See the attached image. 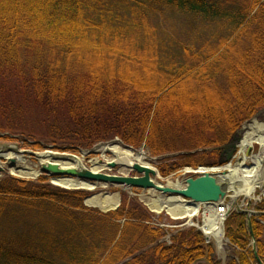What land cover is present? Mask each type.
I'll use <instances>...</instances> for the list:
<instances>
[{
	"label": "trees",
	"instance_id": "trees-1",
	"mask_svg": "<svg viewBox=\"0 0 264 264\" xmlns=\"http://www.w3.org/2000/svg\"><path fill=\"white\" fill-rule=\"evenodd\" d=\"M178 16L208 38L183 43L163 32L159 21ZM0 79L22 93L18 110H41L52 126L42 139L56 150L118 138L154 158L176 154L155 163L162 177L215 166L264 109V0H0ZM3 124L1 133L15 130ZM85 195L41 178L0 180V264H221L196 228L154 226L160 220L136 197L124 192L101 214L83 206ZM254 209L264 212V201ZM260 221L249 228L229 213L234 258L225 264L264 262Z\"/></svg>",
	"mask_w": 264,
	"mask_h": 264
},
{
	"label": "bare ground",
	"instance_id": "bare-ground-1",
	"mask_svg": "<svg viewBox=\"0 0 264 264\" xmlns=\"http://www.w3.org/2000/svg\"><path fill=\"white\" fill-rule=\"evenodd\" d=\"M242 135L243 137L241 136L240 144L242 153L244 152V149L246 147L252 146L253 143L259 144L261 152L260 156L250 158L253 161L252 168H245L244 166L236 167L234 169L230 168V173L224 177L227 183L226 186L232 191V198L234 200L240 194L244 195L245 197H252L257 187L264 188V124H258L256 121L251 122L250 124H247L246 127H243ZM51 151L52 153L36 154L35 158L39 162V168L37 166L28 167L25 164L24 159L20 158L18 161L21 162L20 164L22 165L13 169V171H11V174L17 177L33 179L39 176L41 167L48 164L55 165L61 170H72L77 173L86 171L92 173H103V171L105 170H113L107 168V164L111 162L117 164V167L119 168V171L121 173H127L131 171V167L134 163H139L140 165L149 167V164L146 163V161L149 159V156L143 150L133 152L130 149L124 148L118 143L109 146H99L96 149L99 157L91 160H87L86 155L81 153V151H87L83 149L78 150L77 153L66 151L67 154H65L64 156L54 154L57 153L54 149H52ZM10 155L12 156V154H0V158H6V156L7 158H11ZM54 158H60V160L56 161V159ZM100 160H102L103 162H101ZM217 171L218 170L215 169L212 171H205L200 173L206 175L208 173L216 174L218 173ZM214 177L216 178L219 176L217 175ZM52 184L61 188H65L67 190H93L92 185L79 182L76 179H53ZM166 185L167 187L174 189L181 188L183 184L178 181L172 182L168 180L166 182ZM152 191L156 192L155 190ZM162 196L163 197L158 196L155 199L147 198L144 202L152 212L156 214L165 212L175 220L187 219L190 221L198 214V212H200V210H202L205 216L203 229L206 233L207 238L214 242L219 253L223 251L221 215L215 214L205 205H193L187 203V201H184L181 198L169 197L164 195ZM138 201L142 202L139 199ZM85 203L92 208H96L100 211L105 212L117 207V205L119 204V196L118 194H110L108 192L99 195L95 194L88 197L85 200Z\"/></svg>",
	"mask_w": 264,
	"mask_h": 264
},
{
	"label": "rangeland",
	"instance_id": "rangeland-1",
	"mask_svg": "<svg viewBox=\"0 0 264 264\" xmlns=\"http://www.w3.org/2000/svg\"><path fill=\"white\" fill-rule=\"evenodd\" d=\"M169 14L170 13H166L165 17L168 18ZM186 20L187 19L183 18L182 16H178L175 19H169L167 22L163 21L162 24H161V21H159V24L161 25L163 32L170 35V37L180 42H183V43H189L191 41H195L196 36L194 37V34H197V32L202 36V38L204 39L208 38V33L203 34L202 30L192 29L191 27H188L187 25L183 24ZM212 30L214 32L215 28H212ZM212 30H211V33H212ZM229 30L230 28H227L226 30L223 29L221 31V36L222 37L225 36V33H228ZM21 94L22 93L19 92L15 88L12 82L4 83V84L0 82V127H3L4 126L3 123L7 120V123L12 124L13 125L12 128L15 129L13 131L6 130L3 133L0 132V151H1L0 154H12V156L10 155L11 158H7V156L6 158L4 157L0 158V180L11 178V177L17 178V179L23 178V177L19 178L11 174V171H13V169L22 165L20 164L21 162L18 161L20 158L24 159L25 164L28 167L37 166L39 168L38 166L39 162L35 158H33V156H31L30 153H40L42 151H39V149L33 148V146H31L30 144L32 143V141L38 142L42 146H49L46 143L45 139H42V138L46 137L47 135H50L52 126H50V124H45L44 117L41 113V110H39L34 104L28 105L19 110L17 109V106L24 102V98ZM6 102H8V105H11L9 102L16 104V105L12 106V108L9 109L10 107L5 105ZM53 120H63V119H62V116L59 114V115H56L53 118ZM253 121H256L258 124H264V109L259 110L252 119L244 122L241 125L239 131L237 130L238 138H241V136L243 137L242 135L243 127H246L247 124H250ZM23 130H24V133L22 132ZM5 136H8L11 140L6 138ZM252 147L254 150L253 154L255 155L260 154L261 150H260L259 144L253 143ZM137 150H143L149 157H151V155L148 153L147 149L144 146L137 148ZM90 158H86V159H90ZM146 163H148L149 166L152 167L157 174V176L153 178L155 183L166 184L168 180L172 182H175L176 180L178 182L181 181V180H178L179 178L172 176V174L167 176L169 178L162 177L159 173V170L157 169L155 165L156 160L153 162L151 160H147ZM245 164L246 166L252 168L250 166L249 161H247ZM103 173L107 175H114V176H127V177L138 176L135 172H132V171H129L127 173H121L118 167H116L113 170H107V171L105 170L103 171ZM39 178L44 180V184L50 185L53 188L63 189L61 187L52 185L51 180H49L48 177H46L45 175H41L39 176ZM39 178H33V179L25 178V180L35 181L36 179H39ZM263 190L264 188L257 189L255 194L252 195L251 198L246 197L247 198L246 201L252 198L257 199V196L262 194ZM107 192L110 194H118L119 201H121V195L124 192L128 193L130 196H136L137 199H139L142 202H144L147 198L155 199L158 196L163 197L162 195L156 192H153V191H147V192L138 191L135 194L134 192H130L128 190L125 191L121 187H114V186H108V185H103V184H100L99 186H97V188L91 191L90 194L99 195V194H103ZM85 194H88V193H85ZM244 198L245 196L240 194L237 197V205H240ZM250 202L254 203V201L251 200V201H248L247 204H249ZM251 207H248V209H250ZM234 208L235 206H233L231 209H234ZM203 215H204V212L200 210L197 216L191 219L193 224L195 225H197V223L202 224L203 217H204ZM156 217H158L161 223H164L170 226L186 225V223L188 222L187 219L180 220V221H173L171 217L167 215L165 212L156 214ZM223 244H224L223 251L222 253H219L217 249L215 248L213 241L211 242V245L214 251V257L216 258V260L222 261V257H220L222 255L224 256L225 261H227L230 258H234V248H231L226 243H223Z\"/></svg>",
	"mask_w": 264,
	"mask_h": 264
},
{
	"label": "water",
	"instance_id": "water-1",
	"mask_svg": "<svg viewBox=\"0 0 264 264\" xmlns=\"http://www.w3.org/2000/svg\"><path fill=\"white\" fill-rule=\"evenodd\" d=\"M238 140L239 138L237 132L234 134L231 141L222 147V153L218 161L219 166L227 164L232 160V155L235 152L236 143L238 142ZM116 143H121V142L119 140H114L108 143H102L94 147L92 150L81 151V153L85 154L86 156L91 154H97L98 152L96 151V149L99 146H109ZM123 147L134 151L132 148H129L127 146H123ZM47 148L48 149H46L44 153H52L51 150L53 148L52 147H47ZM251 151L252 148L249 147L246 156H248ZM54 154H58L61 156L65 155V153H58V152ZM32 155L34 157L36 156V154H32ZM57 160H60V158L56 159V161ZM150 160L155 161V159L152 158H150ZM116 166L117 164L114 162L107 164V168L110 169H114ZM131 170L136 174H138L139 177L109 176L101 173H92L89 171L77 173L72 170H61L57 166L52 164L42 166L40 172L42 174L47 175L51 179H61V178L76 179L79 182L92 185L93 188H95L97 184H103L108 186L121 187L123 190H127V189H137L143 191L155 190L156 192L164 196L181 198L182 200L187 201V203L193 205L195 204L205 205V204L217 203L219 201H222L225 197H227L228 193L232 192L230 189H228V187L224 182L210 175H204L202 177L195 179L188 178L184 181V187L173 189L167 186L164 187L153 183V181L151 180V176L154 177L156 175V172L149 167H145L139 164H133ZM233 203H235L234 199H233ZM117 207L114 209L107 210L106 212L114 211L115 209H117ZM237 212H241L248 216L247 223L248 226L251 228L250 218H249L251 213L246 211H240L239 209H237ZM254 246L255 243L253 242V247Z\"/></svg>",
	"mask_w": 264,
	"mask_h": 264
},
{
	"label": "built area",
	"instance_id": "built-area-1",
	"mask_svg": "<svg viewBox=\"0 0 264 264\" xmlns=\"http://www.w3.org/2000/svg\"><path fill=\"white\" fill-rule=\"evenodd\" d=\"M221 213H222V209H220Z\"/></svg>",
	"mask_w": 264,
	"mask_h": 264
}]
</instances>
